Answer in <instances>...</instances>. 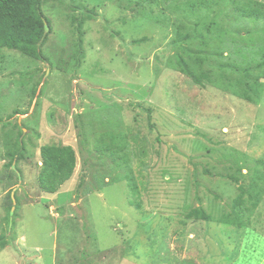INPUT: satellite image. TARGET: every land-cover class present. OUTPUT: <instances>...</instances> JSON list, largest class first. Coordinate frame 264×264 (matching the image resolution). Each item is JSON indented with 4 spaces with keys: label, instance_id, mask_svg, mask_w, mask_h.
<instances>
[{
    "label": "rangeland",
    "instance_id": "374dc122",
    "mask_svg": "<svg viewBox=\"0 0 264 264\" xmlns=\"http://www.w3.org/2000/svg\"><path fill=\"white\" fill-rule=\"evenodd\" d=\"M249 5L264 11V0H42L46 60L0 50V264L264 263V15L246 16ZM209 19L200 37L196 25ZM178 31L196 54H211L200 67L213 81L179 71ZM236 78L246 88L257 80L259 97L243 99ZM21 130L22 158L9 165ZM110 134L126 137L140 210L129 203L127 165L105 147ZM44 144L75 151L54 194L38 184ZM258 173V203H245L237 224L186 217L197 207L231 213L238 185Z\"/></svg>",
    "mask_w": 264,
    "mask_h": 264
},
{
    "label": "trees",
    "instance_id": "16d2710c",
    "mask_svg": "<svg viewBox=\"0 0 264 264\" xmlns=\"http://www.w3.org/2000/svg\"><path fill=\"white\" fill-rule=\"evenodd\" d=\"M191 4L196 5L194 2ZM41 5L42 0H0V50L3 48L17 50L31 58L41 61L46 60L42 51V47L45 44L52 29L50 20L44 16ZM244 10H249L248 12H242L245 13L246 16H249L250 14H254L255 16L264 15V11L256 6L249 5L245 7ZM92 17H94V15L92 16L91 14H88L86 16V18ZM73 21L75 23V34L77 33L78 35L76 37V65L80 66L84 57L82 44L83 39L81 35L83 33L82 28L85 19L83 16L74 17ZM214 23L215 20L212 19H209L207 22L201 21L196 25L197 34H199L201 37L202 29H205L206 31L212 30L213 26H215ZM176 36L177 37L175 41L182 42L183 44L175 57V64L179 71L198 85H202L203 79L213 81L214 79L209 75V73L205 72V70L200 67V63L204 62L205 60H210L211 54L203 53V55H201L196 54L193 50H191L188 45L184 43V41L187 42V39H189V33H182L181 31H178ZM145 40L146 37H141L134 39L133 42L134 44L138 45ZM193 64L198 66L197 72L194 70L192 66ZM216 64L220 65V63L217 62ZM65 66L66 62L62 59L61 52V55L58 57L56 67L58 69L64 70ZM235 70L238 71L239 68L235 67ZM244 74L248 75L249 73L244 69ZM219 77L224 82L226 79L228 80V83L231 81V77L224 75L223 72L219 73ZM234 82H236V84L241 83V87L244 89L241 91V96L243 99L252 101L259 97L260 89L257 88V85H259L257 80L252 81V86L250 88H246L245 86L248 84L242 83L241 80H237V78L234 80ZM251 91L254 93V96H252ZM237 94L238 93H235V95ZM22 136H24V132L21 130L16 138L14 145L15 148L7 152V156L9 157V165H13L14 161L22 158L21 151L24 148ZM122 136V139L117 142V140L113 138V135L110 134V145L102 146H105L108 150H110L109 154L111 156H118L120 160L127 165L129 173L125 175V178L128 182L132 197V200H130L129 203L137 210H140V191L135 180L130 174L131 168L127 157L128 145L125 142L126 137H124V135ZM115 142H117V144H115ZM110 146H112V148ZM39 152L41 158V169L38 174L39 187L46 193L54 194L61 187V185L70 179L73 174L76 165L75 151L70 145L44 144L40 146ZM145 153V150H141V155H144ZM258 174L259 175H257L256 180L251 182L249 186L245 187L241 184L238 185V195L232 200L231 213L214 217L210 213H207L202 207H197L190 209L186 213V217L188 219L205 221L215 218L221 223L227 222L233 225L237 224L238 218L247 211L243 208V205L245 203L247 204L248 202L249 206H246V208L254 209L258 203V186L260 184L258 181H262L263 179L262 173ZM231 179L234 182H237L234 178ZM215 197L217 198L216 195ZM10 200L12 201L11 197ZM6 244L7 241H5L3 236H0V249L4 248Z\"/></svg>",
    "mask_w": 264,
    "mask_h": 264
}]
</instances>
